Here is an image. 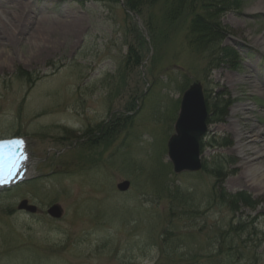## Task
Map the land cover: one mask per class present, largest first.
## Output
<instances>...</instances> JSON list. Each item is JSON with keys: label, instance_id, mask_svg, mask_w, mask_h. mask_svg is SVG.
Segmentation results:
<instances>
[{"label": "rangeland", "instance_id": "rangeland-1", "mask_svg": "<svg viewBox=\"0 0 264 264\" xmlns=\"http://www.w3.org/2000/svg\"><path fill=\"white\" fill-rule=\"evenodd\" d=\"M124 2L0 0V138H22L29 164L0 191V264L204 263L195 251L216 228L257 217L264 230V157L248 171L264 148V0L223 15L221 45L238 55L220 64L190 47V18L168 22L163 1L142 15ZM195 82L209 110L203 166L178 175L167 142ZM215 103L228 110L223 120ZM222 189L258 205L233 213L218 202ZM24 199L37 212L18 210ZM54 204L61 218L48 215Z\"/></svg>", "mask_w": 264, "mask_h": 264}, {"label": "trees", "instance_id": "trees-1", "mask_svg": "<svg viewBox=\"0 0 264 264\" xmlns=\"http://www.w3.org/2000/svg\"><path fill=\"white\" fill-rule=\"evenodd\" d=\"M160 1L166 4L165 18L168 22L176 23L178 20L190 18L188 27V42L190 47L198 53L207 51L211 64L227 63L229 62V58L234 60L238 55L230 47L222 46L221 44L229 32V28L222 21L223 15L230 10L237 9L240 4L239 0H125V5L128 9L142 15L147 8ZM18 75L28 81L34 78L31 73L23 70H20ZM211 106L214 118L223 120L226 117L228 110L224 105L222 108H220L219 103L212 104ZM212 172L216 173L217 178L221 177L218 169H214ZM164 191L170 192L171 189L166 186ZM217 199L221 204L228 206L229 210L233 213H237L240 208L255 209L258 205L245 191L227 193L225 189H222ZM185 205L190 208V214L196 213L195 209L190 207V204ZM256 218L253 217L249 220L239 219L236 223L228 222L227 226L216 228L211 237H209L210 233H208L207 237L209 238L206 246L198 247V251H195L194 256V258L196 256L199 258L204 257V263L192 262L190 264L261 263L263 259L261 258V253H258V249L261 247L260 245L264 242V239L250 241L251 237L260 235V233L264 236V230L263 232L258 231L259 229L255 223ZM175 232L174 230L164 232L162 238L164 237L165 240L163 243L171 242L175 238L171 237V234ZM179 237H176L179 245L175 249L182 247L181 238ZM164 252L163 250L162 253ZM182 257L189 260L191 258L194 259L193 256L189 258L187 253H184Z\"/></svg>", "mask_w": 264, "mask_h": 264}, {"label": "water", "instance_id": "water-1", "mask_svg": "<svg viewBox=\"0 0 264 264\" xmlns=\"http://www.w3.org/2000/svg\"><path fill=\"white\" fill-rule=\"evenodd\" d=\"M206 119L207 110L202 87L195 83L183 95L175 125L176 134L168 143V156L176 172L197 171L201 168L199 140L207 130ZM129 185L128 181H124L118 184V189L127 190ZM18 209L31 213L36 212V207L30 205L27 200L21 201ZM48 213L55 218H60L62 209L59 205H53Z\"/></svg>", "mask_w": 264, "mask_h": 264}, {"label": "snow or ice", "instance_id": "snow-or-ice-1", "mask_svg": "<svg viewBox=\"0 0 264 264\" xmlns=\"http://www.w3.org/2000/svg\"><path fill=\"white\" fill-rule=\"evenodd\" d=\"M16 149H23V143L14 141L0 144V162H8L0 163V183H7L11 179L23 159L22 154L20 157H16L14 151Z\"/></svg>", "mask_w": 264, "mask_h": 264}, {"label": "bare ground", "instance_id": "bare-ground-1", "mask_svg": "<svg viewBox=\"0 0 264 264\" xmlns=\"http://www.w3.org/2000/svg\"><path fill=\"white\" fill-rule=\"evenodd\" d=\"M239 135L242 137V134H240L239 133ZM261 135V133H259V134H257V135H255V137H254V139H256V140H258ZM169 140V139H168ZM247 148H248V146H247ZM246 148V149H247ZM239 149H240V153L242 154V152H244V150H245V147H243L242 148V144L239 146ZM246 152V151H245ZM244 155V154H243ZM263 157H264V148H261V149H259V150H257L256 152H255V155L253 156V157H251L252 159H255L254 161H252L253 162V164H251L250 163V166H252V167H248L249 168V170L248 171H251L252 172V174H254L255 173V171H258L259 169H260V167L258 166V164H259V162L258 161H260V160H262L263 159ZM257 159V160H256ZM254 165V166H253ZM260 165V164H259ZM261 170V169H260ZM252 177H255V176H252ZM6 187V185L5 186H3L2 188H0V191H4V190H6L7 191V189L5 188ZM55 205V204H54ZM53 205H51L50 207H52ZM50 207L47 209V213H48V210L50 209ZM62 209V208H61ZM48 215H50L49 213H48ZM62 215H63V210H62ZM51 216V215H50ZM51 217H53V216H51ZM62 217V216H61ZM60 217V218H61ZM53 218H55V217H53Z\"/></svg>", "mask_w": 264, "mask_h": 264}]
</instances>
